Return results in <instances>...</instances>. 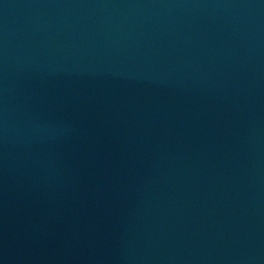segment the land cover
I'll return each instance as SVG.
<instances>
[{"label": "water", "instance_id": "95a60500", "mask_svg": "<svg viewBox=\"0 0 264 264\" xmlns=\"http://www.w3.org/2000/svg\"><path fill=\"white\" fill-rule=\"evenodd\" d=\"M0 264H264V0H0Z\"/></svg>", "mask_w": 264, "mask_h": 264}]
</instances>
